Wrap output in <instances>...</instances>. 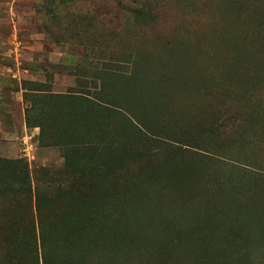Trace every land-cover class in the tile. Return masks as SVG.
<instances>
[{"label": "rangeland", "instance_id": "374dc122", "mask_svg": "<svg viewBox=\"0 0 264 264\" xmlns=\"http://www.w3.org/2000/svg\"><path fill=\"white\" fill-rule=\"evenodd\" d=\"M0 264H264V0H0Z\"/></svg>", "mask_w": 264, "mask_h": 264}, {"label": "trees", "instance_id": "16d2710c", "mask_svg": "<svg viewBox=\"0 0 264 264\" xmlns=\"http://www.w3.org/2000/svg\"><path fill=\"white\" fill-rule=\"evenodd\" d=\"M143 130V129H141ZM144 132V131H143ZM144 134L146 135H150L149 133L147 134V132H145ZM137 136H138V140L140 143H145V144H150V145H157V146H161L159 143H157L156 141L151 140L150 138L145 137V135L141 134L140 132L137 131Z\"/></svg>", "mask_w": 264, "mask_h": 264}]
</instances>
